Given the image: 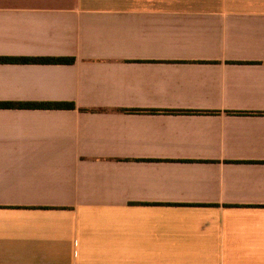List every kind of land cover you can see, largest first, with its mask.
Wrapping results in <instances>:
<instances>
[{"label":"crops","instance_id":"obj_1","mask_svg":"<svg viewBox=\"0 0 264 264\" xmlns=\"http://www.w3.org/2000/svg\"><path fill=\"white\" fill-rule=\"evenodd\" d=\"M48 57L0 61L74 104L0 109V264H264V0H0V58Z\"/></svg>","mask_w":264,"mask_h":264},{"label":"trees","instance_id":"obj_2","mask_svg":"<svg viewBox=\"0 0 264 264\" xmlns=\"http://www.w3.org/2000/svg\"><path fill=\"white\" fill-rule=\"evenodd\" d=\"M2 62L39 63V64H71L73 58H0ZM0 109H41L62 110L74 109L73 103L68 102H0ZM129 113H157L159 111L149 110H126ZM164 113H180L177 111H163Z\"/></svg>","mask_w":264,"mask_h":264}]
</instances>
